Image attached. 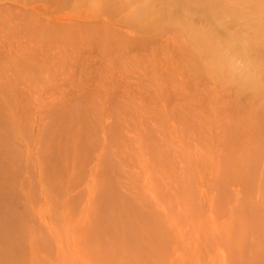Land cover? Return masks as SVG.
Wrapping results in <instances>:
<instances>
[{"label": "rangeland", "instance_id": "obj_1", "mask_svg": "<svg viewBox=\"0 0 264 264\" xmlns=\"http://www.w3.org/2000/svg\"><path fill=\"white\" fill-rule=\"evenodd\" d=\"M232 32L264 61V0H0V264H264V92L201 56Z\"/></svg>", "mask_w": 264, "mask_h": 264}, {"label": "clouds", "instance_id": "obj_2", "mask_svg": "<svg viewBox=\"0 0 264 264\" xmlns=\"http://www.w3.org/2000/svg\"><path fill=\"white\" fill-rule=\"evenodd\" d=\"M189 35L199 38L201 32L191 29ZM201 56L209 72L226 85L242 92H264V61L253 55L247 32L207 42Z\"/></svg>", "mask_w": 264, "mask_h": 264}, {"label": "bare ground", "instance_id": "obj_3", "mask_svg": "<svg viewBox=\"0 0 264 264\" xmlns=\"http://www.w3.org/2000/svg\"><path fill=\"white\" fill-rule=\"evenodd\" d=\"M173 260V259H172ZM174 260H175V258H174ZM86 263H87V261H86Z\"/></svg>", "mask_w": 264, "mask_h": 264}]
</instances>
